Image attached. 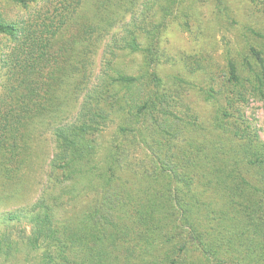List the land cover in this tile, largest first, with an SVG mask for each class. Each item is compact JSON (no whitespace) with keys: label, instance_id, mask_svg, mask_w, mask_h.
<instances>
[{"label":"trees","instance_id":"obj_1","mask_svg":"<svg viewBox=\"0 0 264 264\" xmlns=\"http://www.w3.org/2000/svg\"><path fill=\"white\" fill-rule=\"evenodd\" d=\"M249 1L264 29V0ZM139 5L123 33L106 46L99 71L72 119L53 127L54 152L45 191L27 209L5 214L7 222L26 220L29 234L13 239L11 232L2 230L0 253L25 254L23 264H264V203L255 212L252 206L257 205L248 201L259 192L264 202V141L237 108L250 97L264 98V32L256 33L254 40L261 45L255 42L245 50L247 75L233 59L225 81L213 76L208 82L218 89L207 96L214 113L212 129L203 132H215L219 141L211 142L212 154L196 150L204 155L198 163L197 154L189 151L190 141L183 146L172 143L175 149H170L175 135L172 105L160 73L165 57L162 37L176 24L197 40L207 31L203 9L209 5L222 26L236 29V16L226 0H139ZM18 33L14 24L0 21V36L17 39ZM128 50L140 55L138 76L127 74L122 63ZM58 57L27 56L26 64L23 57L19 68L11 66L17 83L7 87L13 114L0 131V153H5L1 177L20 163L30 120L42 114L37 69L42 64L54 69ZM204 70L211 72L212 65L204 64ZM224 89H231L230 96H223ZM116 108L122 139L102 151L106 155L99 165L95 141L108 110ZM126 141L148 148L146 161L153 173L145 172L144 163L141 174L131 173L135 170L130 162L123 164ZM236 171L247 183L236 181ZM80 178L86 184L77 193L84 187L90 198L78 209L72 202L68 212L65 205L82 190L72 195L74 184L67 183Z\"/></svg>","mask_w":264,"mask_h":264},{"label":"rangeland","instance_id":"obj_2","mask_svg":"<svg viewBox=\"0 0 264 264\" xmlns=\"http://www.w3.org/2000/svg\"><path fill=\"white\" fill-rule=\"evenodd\" d=\"M226 4L236 16V29L220 25L209 5L203 9L207 31L197 40L176 24L169 25L162 37L165 57L160 73L163 88L168 92L172 105L170 110L174 121L171 135H175V139L171 142L170 149L183 146L184 143L188 145L190 141L189 151L197 154L198 163L203 161L204 156L200 152L212 154L211 142L219 141L215 132H203L206 128L212 129L210 120L214 113V107L207 96L218 89V86L210 87L208 82L213 76H223L225 81L228 63L233 59L238 61L240 72L247 75L245 50L255 42L261 45L260 41L254 40L257 38L256 33L264 32L260 18L255 15L258 11L251 6L249 0H226ZM139 10V0H29L24 4L14 0H0V21L14 24L19 32L17 39L0 36V67H4L0 70V131L10 122L13 114L12 99L7 87L14 88L17 71H9L15 65L19 68L23 57L26 64L27 56H59L54 69L44 64L37 69L40 72V77L37 78V97L41 95L40 99L43 100L42 114L30 120L29 132L24 135L25 152L20 163L8 176L5 173L2 177L0 175V238L2 230L11 232L13 239L24 238L25 234H29L30 226L26 220L7 222L5 214L21 208L27 209L45 191L49 179V163L54 152L53 127L72 119L85 89L92 84L99 71L106 46L114 36L123 33L126 22L134 13H139ZM15 56L20 58L14 62ZM139 62V53H130L129 50L122 59L127 68L126 73L133 76L142 72ZM206 63L212 65L211 72L202 71ZM111 90L117 92V89ZM228 90L231 89L222 91L223 96H230ZM212 101L217 107L215 101ZM237 108L244 114L257 136L264 141V98L250 97L244 106ZM117 110H108V117L102 123L104 127L101 135L98 134L95 141V158L99 165L103 164L106 155L102 151H108L112 142L114 145L122 139L116 126L119 123ZM153 138L151 136V140ZM144 140L147 141L146 138ZM157 142H161L160 139ZM150 143L154 144L152 147L159 146ZM126 144L122 159L128 151L123 164L130 162L133 165L135 172L131 173L141 174L143 163L146 166L143 168L145 172L153 173L147 163L150 159L148 148L142 142L131 144L126 141ZM82 148L83 146L79 150ZM4 160L5 153L2 151L0 171ZM236 173L241 178L236 175V181L247 183L239 171ZM123 175L120 172V176ZM206 178H212L208 171ZM80 179L67 183L69 187L74 184L75 193H71L72 195H76L80 185L86 184L84 178ZM254 186L252 184L251 187ZM83 188L81 193L79 191L80 194L77 193L79 195H76V200L65 205L68 212L72 211V202H75L78 209L90 198L87 192L83 193ZM256 189L258 191L257 186ZM144 191L139 186V192ZM259 195L263 194L256 192L254 197L248 198L249 204L257 205L252 206L255 212H258V205L263 207L264 203ZM231 196H234L232 191ZM243 199L247 200L246 197ZM23 257L25 258V254L7 257L0 253V264H23Z\"/></svg>","mask_w":264,"mask_h":264}]
</instances>
